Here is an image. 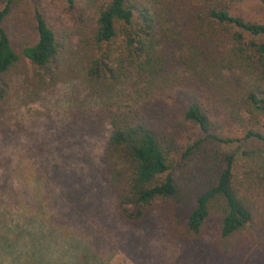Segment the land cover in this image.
<instances>
[{"label": "trees", "instance_id": "16d2710c", "mask_svg": "<svg viewBox=\"0 0 264 264\" xmlns=\"http://www.w3.org/2000/svg\"><path fill=\"white\" fill-rule=\"evenodd\" d=\"M242 2L64 0L71 27L58 30L33 0H0L2 144H9L6 122L17 81L20 105H29L77 78L89 95L74 103L72 117L84 128L108 127L101 178L128 227L145 226L157 203H169L178 218L176 239L195 241L215 221L219 257L237 258L257 238L253 248L264 261V161L243 147L264 143V23L241 16ZM26 131L18 148L33 159L35 180L41 182L43 154L42 166L64 172L68 155L58 164L52 154L61 149ZM8 178L1 176L0 191ZM37 196L30 207L41 217ZM12 202L0 194V259L6 253L26 264L18 246L30 233L29 257L41 264V251H33L41 246V222L30 231L26 224L8 225ZM94 209L98 217L101 205H60V217L71 220L62 233L73 241L72 264L102 260L91 247L103 241L100 230L88 243L74 231L78 224L87 232ZM138 241L145 248L144 237Z\"/></svg>", "mask_w": 264, "mask_h": 264}, {"label": "rangeland", "instance_id": "374dc122", "mask_svg": "<svg viewBox=\"0 0 264 264\" xmlns=\"http://www.w3.org/2000/svg\"><path fill=\"white\" fill-rule=\"evenodd\" d=\"M33 2V7L42 8L58 30L70 29L71 23L64 11V0ZM238 12L247 20L264 23V5L256 0H243ZM262 40L264 41V37ZM21 88L22 80H19L11 103V119L6 122L11 132L8 136L9 144L3 145L0 138V178L3 175L9 176L7 187L1 190L0 194L4 201L12 198L16 202H12V205L16 206L9 209L8 225L26 224L27 231H30L41 222V246L38 244L33 248L34 252L41 251V264L73 263L69 248L73 241L64 238L62 233L68 229L66 224L71 220L60 217V205H101L98 212L100 215L93 217L96 213L94 209L88 217V225L84 224L89 228L87 232L80 230L78 224L74 228L76 234L83 237L87 243L91 239L90 235H95L96 229L100 230L99 237L103 238V241L94 242L91 246L93 250L98 251L97 257L102 259L97 264H264V261L259 262L262 258L253 248L257 243L260 244L257 238L244 243L248 245L242 248L244 250L239 257H219L214 248L215 221H211L203 236L195 241L176 239V223L173 221H178V218L174 209L167 206L172 205L169 203H157L161 206L145 226L139 229L128 227L117 216L113 194L101 178L100 156L108 140V127L96 124L84 128L82 123L77 124L72 117V112L75 111L74 103L84 101L89 95L86 83L77 78L67 79L47 91L40 101L29 105H20L17 91ZM262 125L264 131V120ZM26 130L29 134L32 131L40 132L41 142H50L53 149H61V152H58L61 155L56 152L52 154V159L58 164L62 163V155H68L69 166L64 168V172L53 173L46 165L42 166L46 157V154H43L41 182L35 180L31 167L33 159L18 148V144L28 136ZM243 147L264 161V143L244 142ZM244 158L240 153L239 159L242 163ZM36 196V201L41 205V217L38 211L35 212L30 207L32 199ZM60 221L65 223L61 224ZM101 225L105 228L102 229ZM29 234L23 233L22 243L18 246V251L24 248L19 261L26 264H32L28 250ZM142 237L145 248L141 249L138 240ZM0 264L18 263L17 260L12 262L11 255L4 253Z\"/></svg>", "mask_w": 264, "mask_h": 264}]
</instances>
